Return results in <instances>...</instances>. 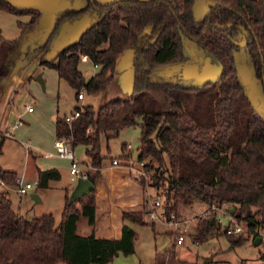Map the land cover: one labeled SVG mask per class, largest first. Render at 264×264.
Wrapping results in <instances>:
<instances>
[{
	"label": "trees",
	"instance_id": "16d2710c",
	"mask_svg": "<svg viewBox=\"0 0 264 264\" xmlns=\"http://www.w3.org/2000/svg\"><path fill=\"white\" fill-rule=\"evenodd\" d=\"M86 2L84 8H64L55 14L53 29L44 40L46 25H40V11L0 0L1 11L30 17L19 24L18 39L0 42V99L3 81L29 61L56 70L77 98L82 91L98 96L114 80L120 57L132 51L131 97L113 100L99 110L75 107L80 117L71 124L66 117L56 119L57 139H68L74 150L85 148L92 168L87 178L96 187L104 180L102 140L119 137L141 117L139 162L152 172V186L165 192L166 219L178 214L180 204L201 203L210 211L224 205L233 208V218L245 224L253 242L261 239L259 259L264 264V114L252 108L237 76L239 48L233 43L244 28L249 34V61L264 84V0ZM88 16L91 22L80 38L59 48L63 25ZM186 44L195 49L200 62L223 66L217 83L190 87L179 72L168 76L160 71L189 59ZM84 55L99 67L90 80L79 70ZM6 139L0 131V156ZM18 179L0 166V181L7 187L17 188ZM60 179L57 169L38 170L41 190ZM68 193L56 225L52 214L27 220L14 210L10 193L0 192V264H110L119 254L135 253L137 236L127 224L120 238H97L96 189L74 203ZM143 216V211L123 213L126 222L154 228ZM82 221L88 226L85 235L79 233ZM217 234L227 237L231 249L248 240L228 234V229L222 232L216 214L201 220L192 236L202 243Z\"/></svg>",
	"mask_w": 264,
	"mask_h": 264
},
{
	"label": "rangeland",
	"instance_id": "374dc122",
	"mask_svg": "<svg viewBox=\"0 0 264 264\" xmlns=\"http://www.w3.org/2000/svg\"><path fill=\"white\" fill-rule=\"evenodd\" d=\"M99 1L105 3L112 0ZM199 1L202 2V0ZM66 6H68V3L64 1L59 6H56L55 10ZM197 14V17L200 18L199 11ZM29 20L30 17L28 16L14 15L0 10V42L18 39L22 32L19 24L27 23ZM75 25L76 22L65 23L62 30L64 31L63 33L66 34ZM52 26L53 23H50L48 29L50 30ZM60 46H62V42L59 41L58 47L60 48ZM132 54V51H128L120 57L117 63L115 78L104 93L94 97L84 91L85 100L83 101L77 99L75 90L65 80L57 77L54 69L52 70V68L49 69L40 65L36 67L34 73L30 75V79L26 80V83L19 89L16 95V87L22 82V75L33 64L31 61L23 69H20L19 73L15 74V77L13 76L9 79L13 84L10 99H13L16 95L14 105L22 120V125L16 129H13V125H11L9 132L12 136H7L10 139H7L3 146V155L0 156V166L5 170L18 173L24 183L32 185L33 189L26 195L18 194L17 188H13L11 191L14 210L27 220L52 214L56 219V225H59L65 204V201L62 200L63 193L61 192V187L68 188L75 182L71 181L72 177L69 170H67V167H70L69 162H64L63 160L48 161L46 159L36 162L29 156L30 148L26 146H30L31 150L37 155H55L54 143L56 139L52 130L55 116L61 118L68 117L74 112L75 107L93 106L96 110H99L102 106L113 100L130 98L132 95V74L129 76V72L131 71L129 60ZM79 70L87 80H90L99 71L94 67L92 62L80 63ZM43 73L44 75L42 76L41 74ZM176 73L174 71V74ZM38 76L43 78L45 82L44 88L36 80ZM27 107H31L35 113H28ZM137 121L138 125L125 128L121 131L119 137L110 140L103 139L102 155L106 157L104 164L107 168L110 167L116 158L119 159L121 167L113 169V172L125 168L130 181L142 189L144 203L141 211L144 213V221L149 224L154 223L155 226L153 228L152 226L130 224V227L135 231L137 236L135 253L130 256L119 254L110 264H161L163 261L166 264H263L259 259L262 247L254 244L253 236L248 235L245 224L238 223L244 229L238 235L248 238L247 242L240 247L231 249L227 237L221 234L210 237L205 242L198 243L191 234L196 232L199 222L205 219L203 218L204 213L208 211L207 207L201 203H195L192 207L183 204L179 205L177 220L188 222L189 234H185L186 237L183 245L176 244L177 238L174 233V227L167 223L164 213L165 192L163 189H156L152 186V172H148L145 169V162L143 166L139 162L141 117H138ZM7 132L8 130L3 133ZM125 145H130L131 148L128 151L127 149L123 151ZM74 153L76 159L83 163V169L91 171L92 168L90 169V166L87 164L90 160L85 154V148L78 147L74 150ZM42 161H46V163H60L62 165V179L54 182L53 186L55 187L48 191H42L38 188L36 165L43 169L44 163ZM149 161L150 159L146 163ZM151 163L155 166L158 165L155 161ZM141 173H145L147 178L140 176ZM117 174H113V176L118 178L119 173ZM0 190H3V187L0 186ZM71 192L68 193L69 197ZM33 193L42 195L41 203L32 200L31 194ZM159 199L162 203V206L156 209L159 220L151 221L148 212L152 210L155 201ZM230 214L223 212L216 213L218 226L222 232L236 225L235 221L231 220L232 214ZM87 232L88 226L86 221H82L79 226V233L85 235Z\"/></svg>",
	"mask_w": 264,
	"mask_h": 264
},
{
	"label": "crops",
	"instance_id": "0c3cea01",
	"mask_svg": "<svg viewBox=\"0 0 264 264\" xmlns=\"http://www.w3.org/2000/svg\"><path fill=\"white\" fill-rule=\"evenodd\" d=\"M63 32L64 31H61L60 36H59L60 42H62V44L66 42V39H65L66 36ZM133 58H134V54L131 55L130 60H129V66L131 67V71L129 72V76H131V74H132V78H131L132 80H133V68H132ZM80 63H90V61L89 62L81 61ZM37 66H38V64H37ZM45 68H49V67H45ZM95 68L97 70H99V67H95ZM35 69L33 70L32 73H34ZM49 69H51V68H49ZM26 71H25V73H26ZM54 71L58 77L56 70H54ZM31 74H29L27 77H29ZM41 75L43 76L44 73ZM13 76L15 77V74ZM27 77H25V74L22 75V78H21L22 82L16 87L17 88L16 95L18 94L19 89L21 87H23V85L26 83ZM131 84H132V82H131ZM12 86H13V84L11 81H9V79L3 81V83H2V97L0 99V107H1L0 131L1 132H4L6 130L9 131L11 125H13V123L16 120L20 119V116H19L18 112L16 111L15 105H14V100H15L16 95L14 96L13 99H10V94L12 92ZM109 86H108V88H109ZM94 97H96V96H94ZM83 100H85V96L82 100H79V101H83ZM29 108H31V107H27L28 113H31V114L35 113V111L33 109H32V111H29ZM71 114H73V113H71ZM57 118H58V116H55V121H54L53 129H52L55 139H57L56 130H55V124H56ZM7 139H10V138L7 137ZM6 140H5V142H6ZM128 146L126 148L127 151L131 148V147L129 148ZM29 148H30L29 149V156L31 158H33V160L36 162H38L39 160L40 161L44 160V159H46L48 161L63 160L64 162H69L67 160L60 159L56 155H51V154L45 155V156L37 155L36 153H34L31 150L30 146H29ZM126 149H124V151H126ZM115 160H119V159L116 158ZM42 162L44 163L42 166L43 169L39 168V166L36 165L37 172L39 169L40 170L57 169L60 171L61 179H62L63 171H62V165L60 163L59 164L52 163V162L46 163V161H42ZM68 166H69V164H68ZM119 167H121V166H119ZM119 167H114L112 164L108 168L104 167L102 170L104 173V180L99 182L98 185L96 186V189H97V198H96V202H97V211H96L97 230H96V236H97V238H100V239H117V238H120L122 235V228H123L124 224H127L129 226H130V224H132V223L124 221L123 213L125 211L138 212V211H141L143 208L144 194L142 192V189L130 181L129 175H128L125 168H121V169L113 172V169H115V168L117 169ZM67 170H69V172H70V169L68 167H67ZM117 173H119V176H118V178H115L113 176V174H117ZM16 174L19 177V174L18 173H16ZM19 179H22V177H19ZM71 181H73L72 178H71ZM53 183L54 182H51L49 189L55 187V186H53ZM75 183L68 187L69 190L67 187H61V192L63 193V195H62L63 201H65V198H66L65 193L71 192L72 189H74V187L76 185ZM0 186L3 187V190H0V192H6L7 191L10 193V196H11V191L13 188L7 187L1 181H0ZM49 189L42 190V191H48ZM16 191L18 192V187H17ZM18 194H20V193L18 192ZM36 194L39 196V198L42 202V195L38 194V193H36ZM13 207H14V205H13Z\"/></svg>",
	"mask_w": 264,
	"mask_h": 264
},
{
	"label": "water",
	"instance_id": "95a60500",
	"mask_svg": "<svg viewBox=\"0 0 264 264\" xmlns=\"http://www.w3.org/2000/svg\"><path fill=\"white\" fill-rule=\"evenodd\" d=\"M59 1L61 0H11V2L19 9H36L41 12L42 16L40 19V25L43 23L46 25V34L44 36V40L48 38L50 31L53 29V26L50 30L48 27L50 23L54 22V17L56 14H54V12ZM75 22V27L70 31H67L68 36L66 42L70 44L76 42L87 27L86 21ZM233 43L238 46L236 41H233ZM244 44L245 42L239 44V46H244ZM185 52L189 57H193L195 55L194 49L189 48L187 44L185 45ZM36 66L37 64L33 63L27 69L25 77L31 74ZM236 70L238 78L245 88L247 98L251 103L252 108L256 112L264 114V93L262 91V86L259 79L255 76L254 68L248 65L238 64L236 62ZM160 71L168 76L174 74V71L177 73L179 72L184 80L191 82L189 83L190 87L201 88L210 83H217L223 76L224 68L223 66L215 63H207L199 67L192 62L184 61L168 65L160 69ZM36 80L39 81V83L44 88L45 83L42 77L38 76ZM95 189V185L88 178L81 177L77 180L76 185L70 194L69 202L74 203L82 197L89 195ZM31 198L37 203L41 202L39 196L36 193H33ZM229 212L233 214L235 209L230 208ZM212 223H215V219H212ZM254 244L259 246L261 244V239L257 238Z\"/></svg>",
	"mask_w": 264,
	"mask_h": 264
},
{
	"label": "built area",
	"instance_id": "2783aa9c",
	"mask_svg": "<svg viewBox=\"0 0 264 264\" xmlns=\"http://www.w3.org/2000/svg\"><path fill=\"white\" fill-rule=\"evenodd\" d=\"M81 61L83 62H89V58L84 55L81 58ZM97 67V66H95ZM84 98V92L82 91L79 95H78V99L82 100ZM29 111H32V108H29ZM80 117V111H76L73 114H71L70 116L66 117V121L71 124L76 118ZM22 125V121L16 120L13 123V129L18 128L19 126ZM6 136H10V132L8 131L7 133H4ZM12 136V135H11ZM29 148V146H27ZM54 147H55V155L57 157H59L60 159H64L69 161L70 163V174L72 176V180L74 182H77V180L81 177L83 178H87L88 173L90 170H85L82 167V164L79 160L76 159L75 157V153H74V149L70 143V141L66 138H59L55 140L54 143ZM129 148L131 147L130 145L128 146ZM112 165L114 167H119L120 166V162L119 160H114L112 162ZM141 165L143 166V163H141ZM91 169V168H90ZM140 176L147 178V175L145 173H141ZM33 189L32 185L30 183H24V181L22 179H18V192L21 195H25L27 194L29 191H31ZM162 203L159 200L155 201L152 210L148 212V214L150 215L151 221H156L159 220L158 214L156 212V209L161 207ZM217 212H223L225 214H230L229 212V208H227L226 205H224L222 208H216L214 207L212 209V211L208 210L204 213V217L205 219H209L211 216V213H217ZM231 215V214H230ZM177 215L176 214H172L170 219L167 220V223L172 225L174 227V233L176 235V244L177 245H183L184 241H185V237H186V233H188V222L186 221H178L177 220ZM231 220H234L233 217L231 216ZM235 227L231 228L228 230V234H235L238 235L241 232H243V227L240 226L236 221H235ZM182 228V230H180ZM189 234V233H188ZM194 234V233H193ZM191 234V235H193Z\"/></svg>",
	"mask_w": 264,
	"mask_h": 264
},
{
	"label": "flooded vegetation",
	"instance_id": "af4514ba",
	"mask_svg": "<svg viewBox=\"0 0 264 264\" xmlns=\"http://www.w3.org/2000/svg\"><path fill=\"white\" fill-rule=\"evenodd\" d=\"M64 1H67L68 6L63 7L62 9L69 8V7H75V8H78L79 9V8H84V7H86L88 5L87 2H86V0H61V1L58 2V6L60 4H62V2H64ZM112 1H114V0H112ZM112 1H109V2H112ZM60 10H61V8H59L58 10H55L54 14L55 13L57 14ZM197 10H198V8H197ZM82 21H86L87 22V25H88L89 22H91L89 16L88 17H83L78 22H82ZM65 36H66L65 39L67 40L68 32L65 34ZM248 39H249L248 32L244 28H241V30L238 32L237 36L233 39V41H236V43L238 44L237 47L239 48V52L236 53V56L238 58L237 63L238 64H242V65L243 64L244 65H248V66H250V67L253 68V65H252V63H250L249 57H248L247 52H246V46H247ZM243 42H245L244 46H239V44H242ZM187 45H188L189 48L194 49L190 44H187ZM194 51H195V49H194ZM186 61L192 62V63H194L195 65H197L199 67H201L204 64H207V63L200 62V60L197 58V52L196 51H195V55L193 57H189V59L186 60ZM208 63H213V62H208ZM255 76L259 79L260 84L262 86V91L264 93V84H263V81L256 75V73H255ZM187 82L188 83H191L190 81H187Z\"/></svg>",
	"mask_w": 264,
	"mask_h": 264
}]
</instances>
